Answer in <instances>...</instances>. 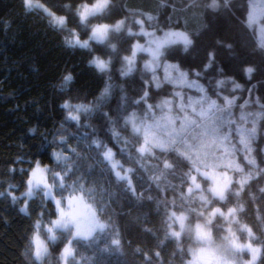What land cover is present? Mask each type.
<instances>
[{"label":"trees","instance_id":"1","mask_svg":"<svg viewBox=\"0 0 264 264\" xmlns=\"http://www.w3.org/2000/svg\"><path fill=\"white\" fill-rule=\"evenodd\" d=\"M84 2L89 0H33V3H43L57 16H66L68 27L76 31L80 29L73 22L75 10ZM208 2L115 0L113 14L107 22L127 17V23L136 31L139 26L133 21L143 18L146 30L156 34L169 29L188 32L194 40L189 52L185 53L182 45H174L167 49L164 59L189 71L190 79L193 72L200 71L199 83L208 89V95L213 99H216L214 93L218 90L216 81L225 79L226 84L219 89L222 96L237 97L236 106L228 108L227 112L237 119L240 127L248 128L252 117L248 118V123L239 121L240 112H259L261 108L255 100L264 102V51L256 46L259 25L264 23V0H231V7L219 12L208 9ZM253 3L257 23L248 29L241 21L253 11ZM148 15L154 19L147 21ZM65 35L66 32L50 24L49 17L41 10L26 9L24 0H0V192L5 193L0 196V264H36L29 253L35 223L38 219L41 221L40 237L47 240L46 226H51V222L58 218V209L54 201L44 198L42 193L27 200L26 212L20 209L25 207L23 193L37 163L49 170L59 171L64 167L63 162L58 163L55 158L57 152L68 157L75 166L73 179L84 183L93 191L95 200L106 206L103 222L107 228L103 233H96L97 243L83 242L84 246L78 249L79 264H96L97 260L98 264H188L192 259L189 249L194 247L192 239L187 234H183L180 241L167 237L164 222V202L176 198V207L180 205L179 177L165 175L156 180L160 171L167 170L161 166L158 171L153 157L141 156L135 150L139 143H143V137H134L131 125L125 127L124 124V119L134 111L142 117L147 107L135 102L146 90L145 78L151 80L152 76L144 71L145 61L140 59L128 76H121L119 71L122 57L129 54L132 42L144 43V36L128 37L127 42L118 44L120 57L113 58L110 73L111 95L93 112L82 114L78 125L68 119L67 110L62 105L66 100L92 102L109 81L106 75L99 74L89 65V51L65 45ZM217 40L223 44L218 45ZM229 43L233 45L232 49L224 46ZM209 51H215L216 60L204 72L203 65ZM249 66L255 69L250 79L244 72ZM69 73L73 81L67 88H62L63 77ZM157 75L162 86L156 88L155 81L152 82L148 89V103L159 104L172 99V106L163 109L172 117L180 112L179 98H174L177 91L184 94L185 102L189 96L194 100L201 96L195 89L165 82L162 69ZM233 80L242 88L233 91ZM245 99L249 101L248 105L239 108ZM194 107L197 112L200 110V105ZM186 111L191 119H200L191 108ZM160 114L161 109H155V115ZM261 126H264V117L257 121V128ZM113 130L119 133V139ZM85 135L99 139L111 148L124 168L134 169L135 194L127 190L125 182L116 180L111 166L102 155H97L98 150L89 149L87 141L82 139ZM136 139L139 143L134 142ZM252 147L256 149L252 155L257 162H264V135H258ZM154 151L159 153V149ZM236 162L250 168L243 161L242 153L236 157ZM46 176L51 184V171ZM10 185L13 186L12 194L17 197L15 203L7 195ZM172 186H177L175 197ZM259 187H264V175L251 181V186L228 206L236 202L244 205V211L238 215L239 223L252 227L258 240L264 243V199H261ZM59 191L53 189L54 194ZM56 198L60 199V196ZM221 223L225 222L221 220ZM233 229L242 242L248 239L246 232L238 230V224H233ZM56 232L60 236L66 235L58 229ZM113 239H119L120 244L112 245ZM63 246L62 239L54 244L50 242L48 264H57ZM105 247L109 251L101 258L99 250Z\"/></svg>","mask_w":264,"mask_h":264},{"label":"snow or ice","instance_id":"2","mask_svg":"<svg viewBox=\"0 0 264 264\" xmlns=\"http://www.w3.org/2000/svg\"><path fill=\"white\" fill-rule=\"evenodd\" d=\"M24 4L29 11L41 10L49 17L51 25L66 32L64 42L67 47L89 51L91 54L89 65L99 74L108 77L109 82L92 102L72 103L66 100L62 105L67 110L68 119L75 121L78 125L82 114L93 112L111 95L110 73L113 58L120 57L118 44L127 42L128 37L148 38L144 44L138 40L132 42L129 54L122 57L123 63L119 71L121 76L130 75L135 70L138 52H147L151 57L143 65L145 72L152 73L151 80L145 78L146 90L140 100L135 101L137 104L144 103L147 107L142 117L134 111L124 119V124L125 127L131 125L134 137H143V143H139V139L134 140L135 143H139V147L135 150L141 156L148 154L153 157L158 171L161 166L163 170H167L160 171L159 176L155 177L156 180L165 175L179 177V207H176V198L164 202L166 236L180 241L182 235L187 234L192 239L194 247L189 249L192 259L188 261V264H237L238 254L242 252L250 255V260L246 264H258V262L264 264V243L258 240L252 227L239 223L238 215L244 211V205L236 202L233 206H228L234 198H239L251 186V181L264 175V162L258 163L257 158L252 155L256 151L252 147L253 142L258 135H264V126L257 128V121L264 117V102L260 99L255 100V103L260 105L261 111L259 112H240L239 121L248 123V118L252 117L250 127H240L237 119L227 112L228 108L236 106L237 97L222 96L219 91L226 84L225 79L216 81L218 90L214 93L216 99H213L208 95V89L199 83L200 71L193 72L190 79L189 71L181 69L178 63H168L164 59L167 49L174 45H182L183 51L189 52L194 46L191 35L183 30L169 29L162 36H157L155 31L146 30V21L143 18L133 21L139 26L136 31L127 23V17L107 22L113 14L115 0H89V2L82 3L75 10L73 21L80 31L69 28L66 16H57L43 3L24 0ZM207 7L213 12H219L221 9L227 10L231 7V0H209ZM255 8L256 5L253 3V11H249L241 21L248 29H252L257 23ZM153 19V16H147V21ZM259 33L256 46L264 51V23L259 25ZM216 43L223 44L219 40ZM224 46L228 49L233 47L231 43ZM215 60V51H209L206 63L203 65L204 72L213 66ZM160 68L164 71L163 80L165 82L187 86L201 93L199 98L194 100L189 96L185 102L184 94L177 91L174 98H179L180 112L175 117L163 112L165 107L172 106V99H165L159 104L148 103V89L151 88L152 82L155 81L156 88L162 86V81L157 75V69ZM254 71L255 69L251 66L244 69L249 79ZM173 73L176 75L173 76ZM72 81L73 76L70 73L65 75L61 87L67 88ZM231 83L233 91L242 88L234 80ZM217 100H221V103L218 104ZM248 103L249 101L245 99L238 107L243 109ZM194 105H200L198 112ZM187 108H191L192 113L200 119H191L186 111ZM155 109H161L159 116L155 115ZM113 134L119 139L118 132L113 130ZM82 139L87 141L89 149L98 150L97 155L103 156V160L111 166L116 180L125 182L127 190L135 194L136 189L132 183L134 169L124 168L115 158L113 150L99 139H93L88 135L83 136ZM60 142L64 143L63 136ZM124 143L127 145L128 141L125 140ZM211 148L214 150L209 151ZM155 149H159V153H156ZM241 153L243 161L250 168L236 162V157ZM54 155L58 163L63 162L64 167L59 171L49 170L37 163L27 181V189L23 193V197L26 198L23 201L25 207L20 211L26 212L27 200L40 193L44 198L53 200L58 209V218L51 222V226H46L47 240L53 244L59 239L64 241L57 264H79L78 249L84 246L83 242L97 243L99 238L96 233H103L107 228L103 222V212L106 206L104 202L95 200L93 191L87 189L84 183L73 179L75 166L68 157L61 152ZM209 168L214 170V174H210ZM217 169H219L218 172L215 171ZM49 171L52 174L51 184L46 181L34 182L32 179L37 176V173L44 174ZM216 176L220 179L217 180ZM204 181H211V184H206ZM172 187L175 197L177 186ZM9 188L7 195L11 196L12 202L15 203L17 197L12 194L13 186L10 185ZM56 188L60 191L54 194L53 189ZM258 191L261 199H264V187H259ZM4 195L5 193L0 192V196ZM57 195L60 199L56 198ZM148 198L151 199V196ZM218 217L220 219H217ZM221 220L225 223H221ZM233 224H238V230L247 233L248 239L245 242H240L232 229ZM34 228L35 231L29 245L30 259L36 264H48L47 258L51 257V253L48 245L40 238L41 221L39 219ZM56 229H60L66 235H58ZM213 230H216L218 235H222L220 243L213 240ZM111 243L118 246L120 241L113 239ZM99 251L102 258L103 253L109 251V248L105 247ZM156 256L159 257L160 253L157 252Z\"/></svg>","mask_w":264,"mask_h":264},{"label":"rangeland","instance_id":"3","mask_svg":"<svg viewBox=\"0 0 264 264\" xmlns=\"http://www.w3.org/2000/svg\"><path fill=\"white\" fill-rule=\"evenodd\" d=\"M255 15L257 16V13H255ZM157 36H162L163 35V33L162 34H156ZM145 38V42L144 43H146V40L148 39L147 37H144ZM144 43H141V44H144ZM140 59H142V61H147V60H149V59H151V57L149 56V54L147 53V52H138L137 53V58H136V64L138 63V61L140 60ZM162 68H160V69H157V71H160ZM163 70V69H162ZM216 172H218L219 170L217 169V170H215ZM210 174H214V170L213 169H211L210 171ZM30 177H31V173H30ZM33 180H34V182L35 181H46V182H48V180H47V176H46V173H44V174H40V173H37V176L36 177H33L32 178ZM216 179L217 180H219L220 178H219V176H216ZM204 183H206V184H211V181H204ZM40 187L42 188L43 187V184L41 183V185H40ZM35 196V195H34ZM33 196V197H34ZM58 199V198H57ZM54 205H55V207L57 208V206H56V204H55V202H54ZM217 219H220L219 217L217 218ZM177 229H178V225H177ZM232 229H233V225H232ZM59 231H61L60 229H58ZM233 231H234V229H233ZM235 232V231H234ZM66 234V233H65ZM224 234H226V233H224ZM213 240L216 242V243H220L221 242V239H222V235H218V233H217V231L216 230H213ZM237 237H239L238 235H236ZM41 238V237H40ZM41 240H44L45 241V243L48 245V247H49V252H50V242H48V240H46V239H43V238H41ZM239 240H240V242H242V240H241V238L239 237ZM244 253H247V252H242V253H239L238 254V259H237V264H246V262L248 261V260H250V255L247 253V255H244ZM48 259V258H47Z\"/></svg>","mask_w":264,"mask_h":264}]
</instances>
